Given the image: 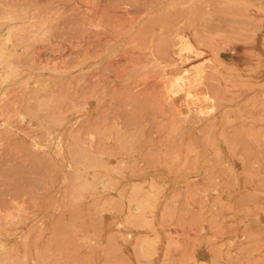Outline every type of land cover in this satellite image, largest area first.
<instances>
[{
  "label": "rangeland",
  "instance_id": "rangeland-1",
  "mask_svg": "<svg viewBox=\"0 0 264 264\" xmlns=\"http://www.w3.org/2000/svg\"><path fill=\"white\" fill-rule=\"evenodd\" d=\"M0 171L38 264H264V0H0Z\"/></svg>",
  "mask_w": 264,
  "mask_h": 264
},
{
  "label": "bare ground",
  "instance_id": "bare-ground-1",
  "mask_svg": "<svg viewBox=\"0 0 264 264\" xmlns=\"http://www.w3.org/2000/svg\"><path fill=\"white\" fill-rule=\"evenodd\" d=\"M181 46L183 45H186L184 44L183 42H181ZM190 47V46H189ZM177 48H180V47H177ZM185 48V47H184ZM176 50V49H175ZM179 50V49H178ZM177 50V51H178ZM184 50V49H183ZM182 50V51H183ZM188 51V50H187ZM179 53V52H178ZM199 53V52H198ZM199 55V54H198ZM184 60L186 61L187 58L184 57ZM179 79V78H178ZM178 81V80H177ZM176 82V80H175ZM188 84L189 83H185L184 86H185V89H181L180 92H179V95H181V91H185V92H188ZM30 149V148H29ZM32 152V151H31ZM20 155V154H19ZM18 157V156H17ZM22 157V155H21ZM20 157V158H21ZM11 158V157H10ZM23 158V157H22ZM17 159V158H16ZM26 164V163H25ZM19 165V164H18ZM21 168H22V165H21ZM4 169V167H3ZM2 170V169H1ZM7 171V170H6ZM17 171V169H16ZM1 172V171H0ZM2 174V173H1ZM5 176V175H4ZM9 176V175H8ZM11 176V175H10ZM9 176V177H10ZM27 178V177H26ZM26 178L24 177V179L26 180ZM31 177L29 176V179ZM28 180V179H27ZM31 180V179H30ZM2 181V179H1ZM33 182V181H32ZM1 183V182H0ZM5 183V182H4ZM7 184V183H6ZM5 186V185H4ZM9 186V185H8ZM19 187V186H18ZM6 188V187H5ZM12 188V187H11ZM13 189V188H12ZM10 190V188H9ZM12 195V194H11ZM30 195V194H29ZM40 195V194H39ZM2 196V194H1ZM36 196V195H35ZM43 197V196H42ZM15 200V198H14ZM34 200V199H33ZM3 201V200H2ZM39 201V200H38ZM5 202V201H3ZM16 202V201H15ZM28 202V201H27ZM34 202V201H33ZM47 202V201H46ZM51 202V201H50ZM6 203V202H5ZM3 204V205H6V204ZM10 203V201H9ZM24 204V203H23ZM64 204V203H63ZM39 206V205H38ZM4 207V206H3ZM20 207V206H19ZM6 209V208H5ZM4 209V210H5ZM30 209V208H29ZM1 210V209H0ZM7 211V210H6ZM2 212V211H1ZM44 212V211H43ZM32 213V212H31ZM41 213V212H40ZM4 214V213H3ZM9 214V213H8ZM17 214V213H15ZM14 214V215H15ZM35 214V213H34ZM6 216H8L6 214ZM13 216V215H12ZM1 217V216H0ZM46 214H40L38 216H36L35 218V221L33 223H29V222H23L21 223L20 226L18 227H14L13 225H10V226H7V225H4L2 223H0V227H2L0 229V234H3L4 237L6 236H10V239L7 243H0V248H3L5 251V253L3 255H0V264H16L15 262H11L12 260H10L14 254H16V249L14 250V247H12L13 245H16L17 246V252L27 258L29 260V262H26V264H38V262L36 261L35 259V256L37 255L38 251L40 249H42L43 247V242H41L42 240V235L41 233L40 234H37V230H38V224L42 221H44L46 219ZM21 219H25L24 217H21ZM5 220V219H4ZM10 220V218H9ZM6 221V220H5ZM8 221V220H7ZM20 221V220H19ZM41 226H42V223H41ZM56 226V225H55ZM5 227V228H3ZM41 229V227H40ZM21 235H23V237H25V243L22 244L21 242L18 243V242H15L13 241L14 238H16L17 236L18 237H21ZM3 237V238H4ZM5 239V238H4ZM6 241V240H5ZM12 247V248H11ZM14 251V252H12ZM54 252V251H53Z\"/></svg>",
  "mask_w": 264,
  "mask_h": 264
}]
</instances>
